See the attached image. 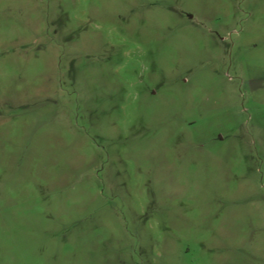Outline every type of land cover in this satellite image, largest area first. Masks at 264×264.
I'll return each mask as SVG.
<instances>
[{"label":"rangeland","instance_id":"374dc122","mask_svg":"<svg viewBox=\"0 0 264 264\" xmlns=\"http://www.w3.org/2000/svg\"><path fill=\"white\" fill-rule=\"evenodd\" d=\"M0 264H264V0H0Z\"/></svg>","mask_w":264,"mask_h":264}]
</instances>
